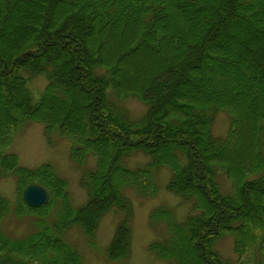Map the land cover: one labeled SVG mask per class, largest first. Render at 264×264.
I'll use <instances>...</instances> for the list:
<instances>
[{
	"label": "trees",
	"instance_id": "obj_1",
	"mask_svg": "<svg viewBox=\"0 0 264 264\" xmlns=\"http://www.w3.org/2000/svg\"><path fill=\"white\" fill-rule=\"evenodd\" d=\"M114 37L116 54L105 48ZM149 52L163 61L124 78L126 61ZM37 74L46 82L34 99ZM112 94L147 108L133 117ZM218 112L228 117L223 135L212 130ZM24 120L70 141L84 201L72 204L50 162L25 166L7 150ZM138 152L148 160L130 165ZM89 154L93 166L84 165ZM163 166L166 188L189 208L182 218L164 202L151 208L149 223H163L165 235L149 250L167 264H231L214 247L230 234L241 264H264V0H0V178H15V212L33 215L27 232L7 234L10 202L0 192V264H82L65 232L78 225L94 243L110 210L120 216L106 253L124 264L126 190L155 195ZM29 182L47 189L42 205L23 200Z\"/></svg>",
	"mask_w": 264,
	"mask_h": 264
},
{
	"label": "rangeland",
	"instance_id": "obj_2",
	"mask_svg": "<svg viewBox=\"0 0 264 264\" xmlns=\"http://www.w3.org/2000/svg\"><path fill=\"white\" fill-rule=\"evenodd\" d=\"M119 39L114 37L109 39L105 48L112 54H116L119 47ZM164 56L149 52L146 55L133 54L124 66V78L132 79L136 76L141 78L138 71L148 70L158 66L163 61ZM46 82L44 74L31 76L29 86L34 99L39 97L42 87ZM111 97L115 101L122 103L133 117H138L147 108V105L136 96H125L117 98L114 94ZM14 135L7 150L17 154L20 164L25 166H36L42 162H50L56 172L67 181V189L73 205H77L85 200L87 194L79 182L81 167L69 155L70 141L62 137L59 131L54 128L45 133L43 124L39 121L24 120ZM228 127V117L224 112L215 115L212 130L215 134H224ZM236 159H242L244 152L239 149L235 154ZM148 156L141 152L130 155L128 163L135 165L148 160ZM127 163V162H126ZM95 156L89 154L84 165L93 166ZM158 192L153 196H143L132 188H128L126 193L130 196L133 204V216L129 228L128 251L125 256H120V261L124 264H167V260L161 259L153 251L148 249V244L154 239L165 235L163 223L151 225L148 213L151 208L161 202L171 205L176 209L178 218H182L188 210V204L181 201V198L169 191L165 184L170 174V169L163 166L157 172ZM223 187L230 185L224 174L219 175ZM0 192L5 195L10 202L9 210L2 217L1 226L3 230L11 236H21L31 228V214H17L14 210L18 198L15 178L6 176L0 178ZM119 211H107L98 220L93 235L94 243L90 242L88 233L78 225L72 226L65 232V239L81 255L82 264H115L106 253V246L110 242L119 219ZM224 258L231 264H241V256L233 249V240L230 234L220 237L214 244ZM191 255L194 256L191 250Z\"/></svg>",
	"mask_w": 264,
	"mask_h": 264
},
{
	"label": "water",
	"instance_id": "obj_3",
	"mask_svg": "<svg viewBox=\"0 0 264 264\" xmlns=\"http://www.w3.org/2000/svg\"><path fill=\"white\" fill-rule=\"evenodd\" d=\"M22 197L28 205L39 206L47 201L48 191L37 182H29L22 189Z\"/></svg>",
	"mask_w": 264,
	"mask_h": 264
}]
</instances>
